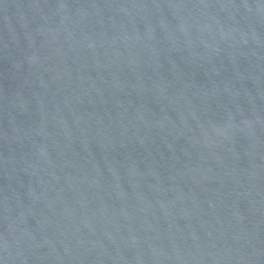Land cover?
<instances>
[{"label": "water", "instance_id": "1", "mask_svg": "<svg viewBox=\"0 0 264 264\" xmlns=\"http://www.w3.org/2000/svg\"><path fill=\"white\" fill-rule=\"evenodd\" d=\"M0 264H264V0H0Z\"/></svg>", "mask_w": 264, "mask_h": 264}]
</instances>
